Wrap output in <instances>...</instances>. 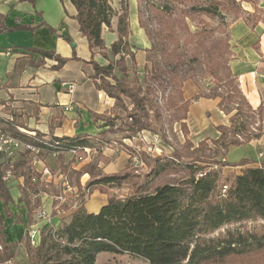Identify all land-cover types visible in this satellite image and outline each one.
I'll return each mask as SVG.
<instances>
[{
  "label": "trees",
  "instance_id": "trees-1",
  "mask_svg": "<svg viewBox=\"0 0 264 264\" xmlns=\"http://www.w3.org/2000/svg\"><path fill=\"white\" fill-rule=\"evenodd\" d=\"M222 1L184 0L179 1L184 3L179 7H183L181 14H185L184 17L205 14L221 18ZM224 1L239 3L238 0ZM71 2L77 9L80 32L92 51L89 63L94 69V80L99 81L97 87L115 100L113 116L96 115L95 118L104 121L109 134H120L123 140H134L151 126L150 112L157 114L162 108L155 110L154 99L159 100V93L164 94L176 82L175 76L169 79L155 58L152 59V70L144 66L140 76L130 41L129 0H120V10L113 8L111 0ZM144 2L151 9L170 13V16L178 10L176 0ZM115 17L118 18L119 39L108 49L102 36L103 29L106 26L111 30ZM140 24L142 26L141 19ZM182 29L184 46L188 48L195 43L192 60L198 61L203 49L207 75L216 82L208 93L200 89L191 100L220 99L218 107L226 115L236 111L230 117V125L216 127L221 136L211 141L215 148L206 140L195 147L185 138L184 144L173 147L171 156L153 158L136 147L118 144L131 158L122 171L106 174L93 162L77 170L73 168L72 161L66 163L63 153L85 151V148H94L96 143H99L98 147L108 145V135L103 138L86 134L61 138L51 135L52 140L49 141L38 132L36 135L39 137L22 134L3 121L4 129L15 138L35 145L45 153H62L57 163L70 183L77 185L78 199H82L84 204L95 191L110 197L98 213H89L82 206L63 218L57 228L50 226L42 230L36 247L31 246L26 232L21 243L26 248L30 264H97L101 253L129 255L147 264H264V159L245 158L238 163L226 160L232 147L248 145L264 137V106L254 109L240 88L230 66L233 57L229 56V36L207 47L211 32L202 30L192 34L188 26ZM146 33L150 39L153 37L148 31ZM167 38L177 44L175 48H179L175 31L170 30ZM155 49L156 42L152 41L149 51ZM108 52L113 58H119L113 60ZM37 53L56 59V68L67 62V58L55 53ZM96 53L109 63L99 65L94 60ZM127 57L131 60L129 63ZM177 61L179 67L187 63L181 58ZM179 86L178 99L168 97L166 107L186 136L189 133L187 119L191 100L184 98L183 84ZM223 87L226 91L218 92ZM254 124L258 127L253 128ZM39 140L44 142H37ZM135 159L139 161L138 165ZM140 164L146 165L148 173H138ZM252 164L257 166H247ZM228 167L243 169L226 177L224 169ZM168 172H173L172 178H166ZM14 173L24 179L19 202L24 203L28 224L32 225L34 213L41 205L40 198L34 196L43 193L58 196L62 190L54 186L48 190L41 181L42 175L32 168L27 154L15 163ZM85 174H89L90 179L82 185L81 178ZM175 175L177 178L174 179ZM33 178H37V182ZM225 187L227 189L223 192ZM124 189L127 190L126 195L121 194ZM10 204L15 205L16 202L0 172V264L14 260L21 244L7 241L5 220L14 217ZM62 209L69 210L70 206L65 204ZM16 220L22 223V216L18 215Z\"/></svg>",
  "mask_w": 264,
  "mask_h": 264
},
{
  "label": "crops",
  "instance_id": "crops-1",
  "mask_svg": "<svg viewBox=\"0 0 264 264\" xmlns=\"http://www.w3.org/2000/svg\"><path fill=\"white\" fill-rule=\"evenodd\" d=\"M238 1L248 15L257 12V18L254 20L249 16L251 23L249 20L244 21L242 17L232 22L230 33L235 54L230 66L251 106L257 109L260 105L264 106V0ZM111 4L114 9L120 10V0H111ZM76 14L77 9L71 0H0V129L9 135L14 136L4 129L6 125L3 121L22 134L39 137L36 135L38 132L45 136L43 139L49 141L52 140L51 135L59 138L82 134L103 138L109 135L108 127H104V121L96 119L95 116H113L116 111L115 100L97 87L99 81L94 80V69L89 63L92 51L88 40L80 32ZM129 19L132 29L131 44L135 47L137 45L143 51L149 49L150 41L139 25L137 0H129ZM102 36L108 49L118 41L117 17L112 20L111 30L104 27ZM37 51L55 53L57 56L67 58V62L56 68L58 65L56 59L42 57ZM133 51L137 52L136 59L140 63L138 57L141 51L135 49ZM94 60L101 66L109 63L99 53H96ZM69 85H75L74 93L69 92ZM188 88L187 91L190 93L185 94L186 98H191L198 92L191 84ZM218 102V99L207 98L193 101L187 119L190 129L194 127L199 135L210 126L215 130L219 124L228 123V118L220 111ZM208 114L213 116L219 114L220 121L217 122L214 117V122L212 118L208 120ZM7 116L9 119L12 118V122ZM139 138L142 137L135 138V142L132 143V147H136L137 150H141L137 143ZM143 138L146 139L145 135ZM126 140L131 143L129 139ZM250 145L255 146L253 143ZM95 146H99V143ZM105 147V156L111 158L117 156L115 161L117 164L104 166L106 172L125 169L131 158V155L126 153L127 150L122 147L120 150V147L111 144ZM66 157L70 159V156ZM255 159H261L259 154ZM87 163L89 161L85 160L74 168L79 170ZM2 168L3 160L0 158V172L3 171ZM88 176L85 174L82 178L85 180ZM82 178L81 184L84 185L87 180L84 181ZM15 181L19 191L14 190L18 191V194L13 196L11 190L10 192L14 201L18 202L24 187V179L18 177ZM36 197L40 198L43 207L50 209L51 201L48 194L34 196ZM107 199V195L96 192L86 201L84 207L89 213H98L107 204ZM20 204L23 205L22 213L18 208L15 211L14 204H10L14 217L5 220V233L10 243H21L29 226L27 209L23 202ZM18 215L22 216V223H17ZM63 218L65 217L53 219V226L57 228ZM21 248L26 251L21 243L12 264H17ZM101 254L97 257V264ZM26 255L28 258L27 251Z\"/></svg>",
  "mask_w": 264,
  "mask_h": 264
},
{
  "label": "rangeland",
  "instance_id": "rangeland-1",
  "mask_svg": "<svg viewBox=\"0 0 264 264\" xmlns=\"http://www.w3.org/2000/svg\"><path fill=\"white\" fill-rule=\"evenodd\" d=\"M179 1H184V0H176V2H178V4H176L178 10H176L175 11L176 13L170 16V13L166 14V13H163L162 11L159 12V11H155L154 9H151L144 2V0H137L139 25H140V28H142L143 32L145 33L147 39H149L150 41L149 49H145L144 51L143 49L138 48L137 45L136 47L133 45L136 51L138 50L141 51L138 57L140 63H138L136 59L137 64H138V69L140 72V76H142L145 70L144 66H148L149 71L152 70L153 68L152 59L155 58L160 63V67L166 72L167 77L170 79V77L175 76L174 78L176 81V82H173L169 86L168 90L164 94L159 93L160 94L159 100H156L157 98L155 97L154 99L155 100L154 101L155 110L156 108H160V106L162 108L157 114L156 113L154 114L153 111L150 112L151 126L147 130H144L138 135V137L140 136L142 138H139V140L136 139L138 145H140L141 150L143 152L149 153L153 158L160 157V156L164 157L167 155L171 156L173 152V147L174 146L180 147L182 144H184L185 138L190 140L194 144L195 147L198 146L199 142L206 140L208 141L209 146H211L212 148H215L211 141L217 140L221 136V133L217 129L213 130V126L212 127L210 126L209 127L210 129L208 128L204 130L199 135L197 134L198 133V131H196L197 129H195L194 127L190 129V127L188 126L189 133L185 136V133L181 131L180 123L174 122L170 111H167L168 109L166 107L167 99L170 96H172L175 99H178V92L180 91L179 89L180 83L183 84L182 91L184 92V98L187 100L189 99L191 100V98H194V96L198 94L200 89L208 93L209 92L208 89L216 86V82L209 75H207V71H206L207 69L205 65V56H206L205 51L203 49L200 50L198 61L192 60V55L195 52V43L190 45L188 48L184 46V34L182 33L183 32L182 28H185L188 26L192 34L198 33L202 30H207L211 32V34L209 35L210 40L206 42L207 47H210V44H212L213 42L218 43L217 41L225 40L229 36V44H230L229 45V56L232 55L233 57L235 53L233 51V44L231 43L232 38H231V33H230L232 22L242 17L244 21L249 20V22L251 23L250 14L248 15L246 12L243 11L240 3H236L235 5V4L229 3L228 1H224V0L220 2L221 4L220 11L222 12L221 18L213 17V16H209L205 14H193V15H190L189 17H184L185 14H181L183 10L182 6H184V3L182 4V2H179ZM180 4H182L181 7H179ZM139 11L141 12V14L139 13ZM253 15H255V17H253L255 20L257 18V12H255ZM140 19L142 22V26L140 24ZM170 30L175 31L176 36L178 37V42H180L179 48H175L177 45L175 42H170L172 40H168L167 37L170 36ZM146 31H148L151 34V36H153L151 38L153 39L152 41L156 42L155 51H149L152 47V41L148 37ZM136 53L137 52H135V57H136ZM108 54L110 57H113L111 56L110 52H108ZM177 58H181L183 62L185 61L187 63L179 67L177 66L178 65ZM127 60H128V63L131 61L129 57H127ZM190 84L191 86H195L198 89V92L192 95L191 98H186L185 94L187 92L190 93V91H187L189 90L188 87L190 86ZM186 86L188 87L185 88ZM225 91H226V88L224 87L218 90V92L220 93H224ZM197 100H194V99L191 100L190 105L193 101H197ZM231 107H235V105H231ZM235 112L236 111H233L231 115L235 114ZM231 115H226L228 118V123H225V124L217 123L218 120L220 119L219 114H216L214 116L212 114H208V120L212 118L213 122L214 120H217L216 122L217 125L219 124V125L228 126L230 125L229 120H230ZM254 127H258V125L254 124L253 128ZM215 131H217L218 133H216ZM144 135L146 139L143 138ZM122 137L123 136L120 134L111 133L108 135L107 141L109 142V144H111V146H118V144H124V145L127 144L130 147L133 146L132 143L135 142V139L130 140L131 143H129L127 140H123ZM138 137H135V138H138ZM261 139L264 142V137H262ZM261 139L253 140L251 142L255 146L248 144L244 146L231 148L226 157V160L232 163H238L245 158L255 159L258 156V154H260L261 152L264 154V143L260 142ZM105 146H108V145L104 144V146L100 148H97L98 146H95L96 148L93 150L90 157H87V155H84V154L83 156L87 157L86 161L88 160L89 163L93 162L94 164H97L98 166L100 164L101 165L103 164L102 167L100 166L99 167L106 174L120 172V171L106 172L105 170L106 166L110 165L111 163L117 164V162H115L117 160V156H114L112 158L105 156L104 154V152L106 151ZM118 147H120V150H121V146H118ZM126 153L128 152L126 151ZM183 154L185 155L186 153L183 152ZM0 158L3 160V168H2L3 170L5 168L6 160L3 157H0ZM67 158L68 157L65 158L66 161L69 160ZM44 159H45L47 166L49 168H52L53 170H55L56 165L59 166V163L55 161L56 158L48 156L47 159L46 157ZM261 159H264V158H261ZM189 160L190 159H186V161H189ZM135 162L137 165L139 164V161L136 159H135ZM139 166L141 167L138 169L139 174L148 173L149 169L146 167V165L140 164ZM201 166H204V165L202 164ZM247 166H251V165H247ZM114 168H116V166ZM240 168L241 167L225 168L224 169V172L226 173L225 176L226 177L230 176L232 175V173L233 174L239 173L238 171L242 170ZM168 174L169 175L166 178H169V176L170 178H172L171 176L173 172H168ZM176 176L177 175L173 176V178L174 179L177 178ZM85 178H86L85 180H89L90 175ZM82 179L84 180V178ZM9 187L12 192V195L16 196L19 191L17 182L16 181L11 182L9 184ZM14 189H17L18 191ZM48 190H51V187H49ZM96 192L101 193L100 191H95L94 193ZM94 193L92 195H94ZM121 194L126 195L127 190L124 189L121 192ZM107 197H108L107 199L108 201L110 197L109 195H107ZM68 203L70 204V202ZM14 206L16 207V209H14L15 211L18 208L21 212L23 205H21L19 201L16 202ZM34 219H35L34 224H38L42 226V228L44 229L48 227V225L46 224V221L39 220L38 218H36V213H34ZM111 256L109 253H102L101 258L99 260V264H147L143 260L133 258L129 255H123V256L113 255L114 257H111ZM17 264H30L24 248L23 249L21 248V251L17 258Z\"/></svg>",
  "mask_w": 264,
  "mask_h": 264
},
{
  "label": "built area",
  "instance_id": "built-area-1",
  "mask_svg": "<svg viewBox=\"0 0 264 264\" xmlns=\"http://www.w3.org/2000/svg\"><path fill=\"white\" fill-rule=\"evenodd\" d=\"M69 92H75V85L68 86ZM1 116V111H0ZM8 120L12 122V118ZM20 130H24L19 127ZM25 131V130H24ZM45 137V136H44ZM95 148H85V151H68V153H63L67 156H70L69 161H72V166H78L80 163H83L87 157H90L91 153ZM31 160L32 168L42 175L41 181L46 184V187L54 186L55 188L61 189L62 192L58 196L49 195L50 209L40 207L35 211L36 218L39 220L46 221L48 227L53 226V219L59 217L69 216L74 210L84 206L82 199H78L79 191L78 187L75 184H71L69 178L66 174L62 173L60 165L55 166V170L49 168L45 162L48 156L56 158L62 153H41L36 148H30L28 146H20L18 143L11 142L9 139L0 138V156L6 160L5 168L2 171L3 181L9 185L11 182L15 181L17 176L14 173L15 163L19 160L22 155H26ZM87 155V157L83 156ZM260 158H264V154H259ZM23 179V177H21ZM34 182H37V178H33ZM227 187L224 188L225 192ZM70 202V204L68 203ZM69 205V210L62 209L63 205ZM55 213V215H54ZM47 227V228H48ZM41 230H44L42 226L38 224L29 225L27 228L29 241L32 247H36L40 242ZM5 264H12V261H8Z\"/></svg>",
  "mask_w": 264,
  "mask_h": 264
},
{
  "label": "bare ground",
  "instance_id": "bare-ground-1",
  "mask_svg": "<svg viewBox=\"0 0 264 264\" xmlns=\"http://www.w3.org/2000/svg\"><path fill=\"white\" fill-rule=\"evenodd\" d=\"M0 138H2V139H9V140H11V142L18 143L20 146H28L30 148H36V150H39L41 153H44V151L42 149H40L39 147H37V146H35L33 144H30V143L24 142L21 139L15 138L14 136L9 135L8 133H6L5 131H3L1 129H0ZM37 142L43 143L44 141L39 140Z\"/></svg>",
  "mask_w": 264,
  "mask_h": 264
}]
</instances>
